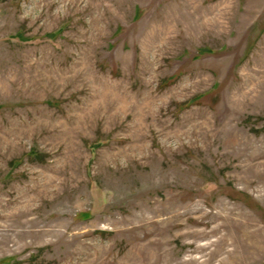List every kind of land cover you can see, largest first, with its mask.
<instances>
[{"label": "rangeland", "instance_id": "374dc122", "mask_svg": "<svg viewBox=\"0 0 264 264\" xmlns=\"http://www.w3.org/2000/svg\"><path fill=\"white\" fill-rule=\"evenodd\" d=\"M0 264H264V0H0Z\"/></svg>", "mask_w": 264, "mask_h": 264}]
</instances>
